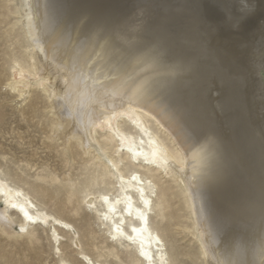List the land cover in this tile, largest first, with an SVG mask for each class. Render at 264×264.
Returning <instances> with one entry per match:
<instances>
[{"label": "bare ground", "instance_id": "6f19581e", "mask_svg": "<svg viewBox=\"0 0 264 264\" xmlns=\"http://www.w3.org/2000/svg\"><path fill=\"white\" fill-rule=\"evenodd\" d=\"M205 2L23 0L38 66L32 73L17 63L12 85L24 91L28 81L43 78L61 119L55 135L93 152L115 181L117 195L90 193L84 206L98 216L109 241L133 249L142 264H171L163 237L151 226L155 184L137 170L124 174L120 162L104 152L103 136L116 141V153L130 164L184 188L194 216L192 235L206 264H264V0L243 10L232 0ZM219 27L241 45L234 54L223 50L208 60L200 37ZM159 50L164 55L156 61ZM165 80L176 87H165ZM146 81L151 87L141 95ZM193 81L200 87L194 108L187 110L183 100ZM192 132L214 137L197 143ZM250 136L258 142L251 148ZM206 173L217 176L208 188L202 184ZM239 183L245 189L236 190ZM0 204V224L8 233L33 239L39 227L59 264H70L61 257L64 234L74 230L69 222L38 208L28 192L1 175ZM72 246L82 250L77 237ZM80 260L111 264L85 252Z\"/></svg>", "mask_w": 264, "mask_h": 264}, {"label": "rangeland", "instance_id": "374dc122", "mask_svg": "<svg viewBox=\"0 0 264 264\" xmlns=\"http://www.w3.org/2000/svg\"><path fill=\"white\" fill-rule=\"evenodd\" d=\"M252 3L256 2L232 0V6L239 10ZM219 30L205 29L200 37L208 60L219 56L223 50L234 54L240 48L239 41L225 28L219 27ZM32 56L23 0H0V175L28 192L38 208L72 225L74 230L64 234L61 246V257L70 264H84L80 260L81 252L95 262L142 264L133 249L109 241L98 216L84 206L83 201L90 193L117 195L115 181L93 152L86 154L76 140L65 145L62 136L55 135L61 119L50 92L42 87L43 78L28 81L24 91L13 87L17 63L32 73L36 71L38 63ZM44 72H48L46 67ZM207 116L219 134L222 129H217L214 113L210 111ZM149 125L156 131L152 123ZM160 138L174 150L166 137L160 134ZM247 141L250 148L258 144L253 136ZM100 143L107 156L120 162L124 174L137 170L155 184L157 197L151 226L163 237L170 263L206 264L202 249L192 235L194 216L184 188L174 178L130 164L126 155L116 153V141L111 137H101ZM242 187L245 189L243 184L235 185L238 191ZM14 219L18 222V218ZM35 231L36 237L29 239L8 233L0 224V264H59L50 237L39 227H35ZM76 237L80 239L82 250L73 249Z\"/></svg>", "mask_w": 264, "mask_h": 264}, {"label": "snow or ice", "instance_id": "6c2138e0", "mask_svg": "<svg viewBox=\"0 0 264 264\" xmlns=\"http://www.w3.org/2000/svg\"><path fill=\"white\" fill-rule=\"evenodd\" d=\"M81 23H84V21H81ZM99 33H95L94 35H98ZM88 39H93L94 36L93 35H88L87 37ZM105 43H108V41H105ZM164 55L163 50H159L155 52L154 55V59L156 61H158L160 59V57ZM166 75H170V74H166ZM164 84L165 87L169 88V89H174L176 87L175 83L171 80H165L162 82ZM151 87V83L146 81L140 89H138V92L143 95L145 94ZM188 87V95L187 97L183 100V107L187 110H191L192 108H194L195 106V98L197 95V90L199 89L200 85L193 81L191 82L190 85L187 86ZM191 131V130H190ZM192 136L193 139H195V141L197 143L200 142L201 139H212L214 137V133L212 134H208L204 137H200L197 136L194 132H192ZM217 180V176L213 173H206L203 177H202V184L205 188L210 187V185L212 183H214ZM21 231H23V229H21ZM234 264H241V262L239 260L235 261Z\"/></svg>", "mask_w": 264, "mask_h": 264}]
</instances>
